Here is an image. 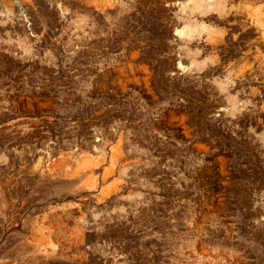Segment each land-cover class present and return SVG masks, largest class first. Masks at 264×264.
I'll return each mask as SVG.
<instances>
[{"label":"rangeland","instance_id":"374dc122","mask_svg":"<svg viewBox=\"0 0 264 264\" xmlns=\"http://www.w3.org/2000/svg\"><path fill=\"white\" fill-rule=\"evenodd\" d=\"M0 264H264V0H0Z\"/></svg>","mask_w":264,"mask_h":264}]
</instances>
